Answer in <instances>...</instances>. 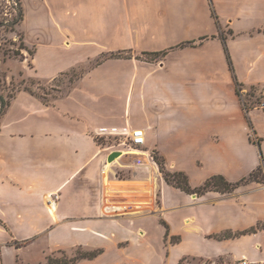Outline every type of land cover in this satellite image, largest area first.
Instances as JSON below:
<instances>
[{
    "label": "crops",
    "instance_id": "0c3cea01",
    "mask_svg": "<svg viewBox=\"0 0 264 264\" xmlns=\"http://www.w3.org/2000/svg\"><path fill=\"white\" fill-rule=\"evenodd\" d=\"M21 1L23 75L83 71L50 100L18 90L2 117L0 264L40 238L102 250L72 264H264V179L190 194L152 155L193 187L264 174V109L242 100L264 95V0ZM127 125L146 144L109 161L96 132Z\"/></svg>",
    "mask_w": 264,
    "mask_h": 264
},
{
    "label": "rangeland",
    "instance_id": "374dc122",
    "mask_svg": "<svg viewBox=\"0 0 264 264\" xmlns=\"http://www.w3.org/2000/svg\"><path fill=\"white\" fill-rule=\"evenodd\" d=\"M225 32L226 31H224V33ZM23 34L22 1L0 0V95L8 101L10 99L12 100V95H15L18 90L29 88L38 97L50 100L57 95V87L54 86L55 83H68L69 80L76 79L83 70L80 71V69H77L68 72L65 75L59 76L51 83L38 79H27L23 75L24 64L22 60L24 54L27 53L25 49L28 48H24L25 41L23 39ZM130 55L133 54L130 53ZM263 98L264 95L260 96L256 90L252 88L242 94L243 102L250 107L257 106L262 108L260 103ZM6 110L3 114L0 112V122ZM133 152L138 153L136 150L131 151V153ZM152 155L154 157V153H152ZM121 174L122 176L126 175V173L122 171ZM47 242L46 239L40 238L34 240L27 247H22L20 252H23V260L19 255L17 258L19 262L14 258L13 252H10V254L6 253L5 259L7 264H48L49 258L53 259L49 264H72L76 259H83L82 257L85 256L88 251H95H91L85 247H76L73 250L52 249ZM167 246L170 250L171 244L167 243ZM194 262L196 264L200 263L199 260H195ZM81 264L84 263L81 262Z\"/></svg>",
    "mask_w": 264,
    "mask_h": 264
},
{
    "label": "trees",
    "instance_id": "16d2710c",
    "mask_svg": "<svg viewBox=\"0 0 264 264\" xmlns=\"http://www.w3.org/2000/svg\"><path fill=\"white\" fill-rule=\"evenodd\" d=\"M213 14L216 18H218V15L216 14L215 10H213ZM221 38L224 41V43H226V36L224 35V33H221ZM186 44H190V45H195L196 43L194 41H189L186 42ZM27 46L24 43V48H26ZM31 53H33L32 50H30ZM167 51L163 52V55H166ZM124 52L121 51L120 53H113L112 56L113 57H123ZM160 55V53L158 52H142V56L151 60L154 59L155 56ZM141 57V55L139 56ZM228 58L231 64V67L233 69L232 66V60L230 58V55L228 54ZM26 90H29L31 93L35 94L34 92H32L29 88H25ZM238 90H240L238 88ZM14 97V95H12V98ZM11 104V99L10 100H5V98L0 95V112L3 114V112L10 106ZM154 158L157 161V163L160 166L161 171L163 172L164 178L167 181L168 184L173 185L177 188H180L181 190L190 193V194H203L208 190H217V191H221V192H230L232 191L234 188H236L238 185H240L241 183H245L249 180H257L260 181L262 179H264V174H263V168L259 167L256 171H254L253 173H251V175L249 177H245L240 181L237 182H231L229 181L224 175L222 174H217V175H213L210 178H208L205 183L201 186H197V187H193L190 183V179H189V175L184 172V171H170L168 169H166L165 165H164V159L157 153H154ZM167 227V236L169 235V226L166 224ZM257 229H251L250 231H255ZM245 232H239L236 234H233L232 232H228L223 234L222 236L219 237H230V236H235V235H241L244 234ZM173 239H176V237H173ZM176 241V240H173ZM177 242V241H176ZM102 250H97V251H93V252H87L85 256H83L82 258H93L95 256H97ZM76 259V258H75ZM77 260V259H76ZM74 260V261H76ZM53 259L49 258L48 264L50 262H52Z\"/></svg>",
    "mask_w": 264,
    "mask_h": 264
},
{
    "label": "built area",
    "instance_id": "2783aa9c",
    "mask_svg": "<svg viewBox=\"0 0 264 264\" xmlns=\"http://www.w3.org/2000/svg\"><path fill=\"white\" fill-rule=\"evenodd\" d=\"M260 106L264 108V98L260 103ZM99 136H110L113 138L114 144L112 146L118 147L117 150H121L123 154L136 150L139 152L140 147L146 144V134L143 128H131L127 126L110 127L103 132H96ZM242 264H246L244 261Z\"/></svg>",
    "mask_w": 264,
    "mask_h": 264
},
{
    "label": "water",
    "instance_id": "95a60500",
    "mask_svg": "<svg viewBox=\"0 0 264 264\" xmlns=\"http://www.w3.org/2000/svg\"><path fill=\"white\" fill-rule=\"evenodd\" d=\"M123 153L121 150H114L108 157L109 161H113L117 157L121 156Z\"/></svg>",
    "mask_w": 264,
    "mask_h": 264
}]
</instances>
